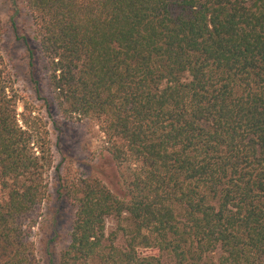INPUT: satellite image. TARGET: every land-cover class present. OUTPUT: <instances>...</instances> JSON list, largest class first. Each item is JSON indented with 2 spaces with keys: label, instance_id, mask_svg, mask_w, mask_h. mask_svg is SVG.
I'll use <instances>...</instances> for the list:
<instances>
[{
  "label": "trees",
  "instance_id": "16d2710c",
  "mask_svg": "<svg viewBox=\"0 0 264 264\" xmlns=\"http://www.w3.org/2000/svg\"><path fill=\"white\" fill-rule=\"evenodd\" d=\"M22 1L48 114L91 120L125 181L123 199L58 176L74 213L56 264H264V0ZM33 111L0 49V264H40L53 157Z\"/></svg>",
  "mask_w": 264,
  "mask_h": 264
},
{
  "label": "rangeland",
  "instance_id": "374dc122",
  "mask_svg": "<svg viewBox=\"0 0 264 264\" xmlns=\"http://www.w3.org/2000/svg\"><path fill=\"white\" fill-rule=\"evenodd\" d=\"M0 24L3 28L0 49L6 73L22 100L30 102L33 116L47 122L53 167L47 176V196L33 214V241L40 264H56L60 251L67 246L74 213L58 195V176L98 178L123 199H126L125 181L107 151L103 134L91 120L64 118L53 105L51 116L48 114L42 100L44 97L51 102L45 71L37 59L34 66L29 65L21 39L26 36L29 44L35 46L33 24L22 0H0ZM35 57H38L37 53ZM34 80L37 81L39 97L35 93ZM17 106L21 111L22 101ZM53 120L58 122V129L53 126Z\"/></svg>",
  "mask_w": 264,
  "mask_h": 264
}]
</instances>
